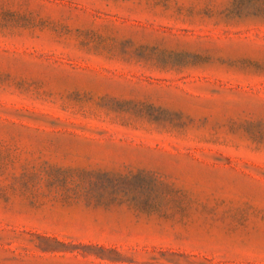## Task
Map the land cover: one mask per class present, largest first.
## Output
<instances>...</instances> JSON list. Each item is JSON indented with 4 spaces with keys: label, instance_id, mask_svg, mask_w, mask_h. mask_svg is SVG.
I'll return each instance as SVG.
<instances>
[{
    "label": "rangeland",
    "instance_id": "374dc122",
    "mask_svg": "<svg viewBox=\"0 0 264 264\" xmlns=\"http://www.w3.org/2000/svg\"><path fill=\"white\" fill-rule=\"evenodd\" d=\"M0 264H264V0H0Z\"/></svg>",
    "mask_w": 264,
    "mask_h": 264
}]
</instances>
